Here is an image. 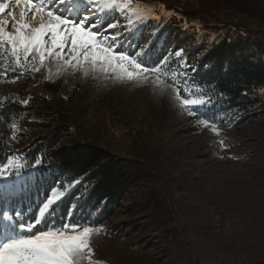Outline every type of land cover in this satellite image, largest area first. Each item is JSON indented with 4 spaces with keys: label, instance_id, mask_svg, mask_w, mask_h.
Instances as JSON below:
<instances>
[{
    "label": "rangeland",
    "instance_id": "1",
    "mask_svg": "<svg viewBox=\"0 0 264 264\" xmlns=\"http://www.w3.org/2000/svg\"><path fill=\"white\" fill-rule=\"evenodd\" d=\"M130 4L133 11L106 10L107 16L127 26L129 19L147 23L166 18L169 8L176 7L206 15L202 17L225 28L234 24L237 33L255 28L250 17L264 19V0H130ZM52 7L72 8L73 16L83 10L71 0L63 6L56 0ZM97 13L99 9L92 14ZM32 26L38 27V21ZM183 30L195 36L196 20L188 18ZM1 51L4 58L10 56ZM17 66L18 79L0 78V96L24 103L35 98L44 106L35 105L28 117L32 126L18 129L13 136L11 154L0 165V171L13 172L0 180L21 174V182L38 176L41 163L36 162L41 159L27 169L29 153L37 138L52 134L58 136V145L91 142L111 155L154 169V176L135 185L113 215L97 227L100 231L91 234L93 254L80 264H180L190 257L197 264H254L264 259V177L255 175L257 169L264 172V100L246 112L245 121L215 125L213 130L180 103L197 97L181 85L178 97L176 81L165 70L145 83L142 74L129 80L119 69L100 64L93 68L82 57L68 63L65 58L46 56L41 63L38 56L27 61L21 57ZM33 66L39 71H32ZM61 124L69 131L58 135ZM148 193L156 194L160 202L163 193L173 199L168 211L172 222L163 225L152 218ZM172 230L186 253L173 249L168 233ZM27 234L8 220L6 229L0 230V243ZM232 239L242 244H233Z\"/></svg>",
    "mask_w": 264,
    "mask_h": 264
},
{
    "label": "trees",
    "instance_id": "2",
    "mask_svg": "<svg viewBox=\"0 0 264 264\" xmlns=\"http://www.w3.org/2000/svg\"><path fill=\"white\" fill-rule=\"evenodd\" d=\"M169 9L166 18L132 23L129 26L132 31L126 32L120 40L121 49L132 54L138 47L149 43L139 61L145 66H154L170 51L192 47L186 51L187 63L192 68L197 67V70L189 72L191 80L187 86L180 85L187 87L197 98L204 97L212 103L211 106L195 107L193 110L197 114L193 115L194 118L215 119V125L221 126H228L238 119L245 121L248 118L246 112L261 105L264 100V19L250 17L255 28L237 33L232 29L234 24H227L228 28H225L211 23L212 19L204 18L202 16L206 15L198 12L176 7ZM188 18L196 20L199 31L195 36L186 35L187 30H183ZM111 21L112 18L107 16L105 22ZM5 51L10 56L4 58L0 49V78L10 81L20 70L11 50ZM177 69L178 65L173 63L165 71L173 78ZM37 104L41 103L35 98L24 103L12 97L0 96V165L11 154V142L17 130L32 126L28 124V117ZM41 105L44 106L43 102ZM67 127L61 124L56 134L68 132ZM57 137L52 134L35 140L34 148L29 153L31 158L27 169L40 157L38 176L21 182H18L21 174L10 177L9 181L0 180V230L6 229L8 225V220L3 216L5 211L14 217L12 221L16 226L18 223L30 222L39 215L40 208L50 198L52 191L57 201L49 206L41 218V228L69 219L98 227L113 215L135 185L145 177L154 176V169L143 162L125 161L91 142L58 145ZM141 157L144 162L147 161L146 157ZM256 171L255 175L264 177V172L259 169ZM77 179L80 183L74 184ZM155 195L147 194V209H150L155 221L166 225L172 222L168 211L171 212L174 201L163 193V202H160ZM153 209L161 214L154 213ZM168 233L172 235L173 249L180 248L186 253L181 243L173 237L176 230ZM231 242L242 244V241L237 242L235 239ZM197 262V259L190 257L188 262L179 263ZM254 264H264V259Z\"/></svg>",
    "mask_w": 264,
    "mask_h": 264
},
{
    "label": "snow or ice",
    "instance_id": "3",
    "mask_svg": "<svg viewBox=\"0 0 264 264\" xmlns=\"http://www.w3.org/2000/svg\"><path fill=\"white\" fill-rule=\"evenodd\" d=\"M64 2L65 0H59L61 6ZM55 3L56 0L0 2V49H10L12 57L18 64L21 63V57L27 61L30 56L33 59L38 56L41 63L45 61L46 56L55 59L65 58V63H68L69 59L80 61L82 57L83 61L90 63L93 68L100 64L119 69L129 80L142 74L145 83L149 82V77H158L166 67L175 63L178 69L173 79L176 81L175 90L178 97L179 85L187 86L191 80L189 72L194 73L197 70V67L192 68L187 63L184 48L170 51L154 66H145L139 61L148 49L149 43L138 47L132 54L121 49L120 40L126 32L132 31L129 27L132 21L129 19L128 26H122L119 20L115 19L105 22L109 14L106 10L112 12L119 10L121 14L131 12L133 9L130 0H104L99 4L97 0H71L74 7L79 9L81 5L83 6V10L76 16L66 15L72 12V8L58 11L52 7ZM12 4L15 7H12ZM97 9L99 13L93 15ZM136 16L138 19L141 18V13L136 11ZM37 21L39 26L33 27L32 23ZM32 71L39 69L33 66ZM181 77L183 79H180ZM14 78L18 79L19 76ZM185 91H188L187 87ZM180 103L194 116L197 114L193 110L195 107L212 105L210 99L204 97L181 99ZM200 122L211 124L215 130V119L200 117ZM40 163L37 161L36 165ZM5 172L7 169L0 171V178H7L13 171L7 174ZM78 183L80 180H74V184ZM55 201H57L55 192L52 191L50 198L40 208L38 216L30 222L18 223V228L28 234L14 235L0 243V264H80L85 256L91 257L93 249L90 237L94 231H100L99 228L71 219L40 227L41 218ZM3 216L6 220L14 219L7 211Z\"/></svg>",
    "mask_w": 264,
    "mask_h": 264
}]
</instances>
